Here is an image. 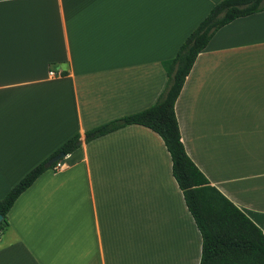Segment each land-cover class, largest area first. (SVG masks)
Segmentation results:
<instances>
[{"label": "crops", "instance_id": "0c3cea01", "mask_svg": "<svg viewBox=\"0 0 264 264\" xmlns=\"http://www.w3.org/2000/svg\"><path fill=\"white\" fill-rule=\"evenodd\" d=\"M220 0H0V198L65 140L0 230V264H199L202 238L162 138L95 126L152 105ZM184 148L264 233V10L220 27L175 102Z\"/></svg>", "mask_w": 264, "mask_h": 264}, {"label": "trees", "instance_id": "16d2710c", "mask_svg": "<svg viewBox=\"0 0 264 264\" xmlns=\"http://www.w3.org/2000/svg\"><path fill=\"white\" fill-rule=\"evenodd\" d=\"M264 10V0H220L186 36L172 58L162 60L165 86L155 102L136 112L123 115L86 131L88 142L118 128L140 124L155 131L171 157L172 174L181 189L186 206L202 238L199 264H264L262 230L198 168L187 154L181 140L175 102L198 53L206 47L223 25L241 16ZM81 139L74 134L40 163L32 167L0 198V230L7 224V213L16 198L44 171L52 168L46 161L59 152L69 154Z\"/></svg>", "mask_w": 264, "mask_h": 264}, {"label": "water", "instance_id": "95a60500", "mask_svg": "<svg viewBox=\"0 0 264 264\" xmlns=\"http://www.w3.org/2000/svg\"><path fill=\"white\" fill-rule=\"evenodd\" d=\"M65 156L64 152H59L58 154L52 156L46 161V165L50 166L53 162L62 159ZM2 220V215L0 214V221Z\"/></svg>", "mask_w": 264, "mask_h": 264}, {"label": "built area", "instance_id": "2783aa9c", "mask_svg": "<svg viewBox=\"0 0 264 264\" xmlns=\"http://www.w3.org/2000/svg\"><path fill=\"white\" fill-rule=\"evenodd\" d=\"M65 162L62 159L58 160L55 165L51 168L53 171H59L65 167Z\"/></svg>", "mask_w": 264, "mask_h": 264}]
</instances>
